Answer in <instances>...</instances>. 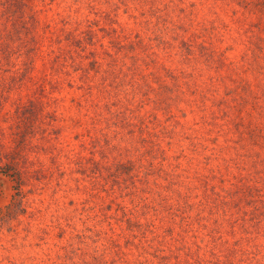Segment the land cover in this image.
Returning <instances> with one entry per match:
<instances>
[{
	"label": "rangeland",
	"instance_id": "rangeland-1",
	"mask_svg": "<svg viewBox=\"0 0 264 264\" xmlns=\"http://www.w3.org/2000/svg\"><path fill=\"white\" fill-rule=\"evenodd\" d=\"M0 264H264V0H0Z\"/></svg>",
	"mask_w": 264,
	"mask_h": 264
},
{
	"label": "trees",
	"instance_id": "trees-1",
	"mask_svg": "<svg viewBox=\"0 0 264 264\" xmlns=\"http://www.w3.org/2000/svg\"><path fill=\"white\" fill-rule=\"evenodd\" d=\"M28 104H30V102H28ZM23 107V106H22ZM24 109H23V111L22 112H26V106L25 107H23Z\"/></svg>",
	"mask_w": 264,
	"mask_h": 264
}]
</instances>
